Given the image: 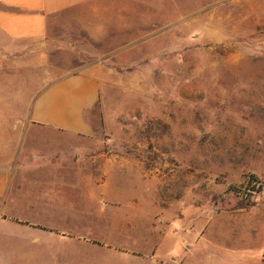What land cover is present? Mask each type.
<instances>
[{
	"label": "rangeland",
	"instance_id": "rangeland-1",
	"mask_svg": "<svg viewBox=\"0 0 264 264\" xmlns=\"http://www.w3.org/2000/svg\"><path fill=\"white\" fill-rule=\"evenodd\" d=\"M48 25L43 44L0 50V119H29L43 87L91 71L108 202L75 223L74 194L36 215L2 199L0 264H264V0H96ZM12 158L11 192L29 179L25 151Z\"/></svg>",
	"mask_w": 264,
	"mask_h": 264
},
{
	"label": "crops",
	"instance_id": "crops-1",
	"mask_svg": "<svg viewBox=\"0 0 264 264\" xmlns=\"http://www.w3.org/2000/svg\"><path fill=\"white\" fill-rule=\"evenodd\" d=\"M91 1L96 0H0L1 52L9 47L25 46L24 43L43 44L51 18L63 16ZM99 93L98 78L91 71L67 75L39 91L29 119H0V134H4L0 136V201L4 199L6 203L10 197L14 204L22 200L36 215L41 213L39 208L42 206H51L56 197L74 194L75 198L67 200L70 217L74 219L64 221L75 223L84 221L86 207L97 212L98 207L107 206V156L93 150L94 126L86 117L98 106ZM0 95L5 96V92ZM6 105L0 103V112L10 110ZM28 126L60 135L61 138L57 139L60 146L47 151L31 146L23 148L26 136L22 132ZM27 139L30 144L41 143L36 137ZM18 150L25 151L20 173L29 179H21L12 193L9 177L12 175V157ZM40 176L49 179L41 180ZM1 217L20 225H36L33 227L41 230L38 224L42 221L38 217L31 220ZM50 233L64 236L53 231Z\"/></svg>",
	"mask_w": 264,
	"mask_h": 264
}]
</instances>
